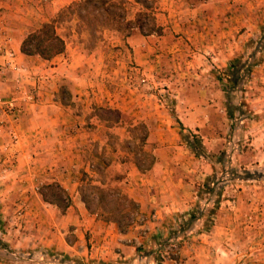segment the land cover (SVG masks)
I'll use <instances>...</instances> for the list:
<instances>
[{"label":"crops","instance_id":"crops-1","mask_svg":"<svg viewBox=\"0 0 264 264\" xmlns=\"http://www.w3.org/2000/svg\"><path fill=\"white\" fill-rule=\"evenodd\" d=\"M73 1L0 0V67L11 59L10 52L20 66L0 73V120L16 134L12 137L4 126L0 133V212L8 220L4 237L12 249L44 247L87 261L120 258L127 264L128 257L137 256L138 246L168 236L180 218L189 217L199 202V182L212 172L208 163L200 178L191 165L199 163V156L181 139L183 133L210 130L216 140L236 148L235 154H244L248 146L254 161L247 167L264 165V60L250 67L243 60L230 80L220 79L224 68H230L260 31L264 0H156L162 35L121 37L105 29L110 40L94 48L72 39L52 59L23 53L27 33L57 20ZM72 20L79 22L77 17ZM189 51L192 58L210 57L205 62L209 72L203 74L198 63V70L190 73L188 64L183 92L175 95L181 103L168 106L162 90L156 91L158 85L165 89L167 84L156 74L165 67V55L174 59ZM111 78L118 80L114 91L108 87ZM18 81L30 90L32 99L17 90ZM231 83L238 85L249 116L228 115L224 88ZM63 86L69 88L71 101L60 96ZM146 88L155 90L146 93ZM145 98H151L147 111ZM103 107L117 110L119 120L108 122L97 111ZM209 109L228 117L222 131L215 122L202 120ZM157 114L160 119L151 126ZM139 123L147 127L148 143L158 141L153 149L156 159L144 170L131 149L117 151L110 140L115 133L119 140L129 141ZM105 162L109 163L103 176L99 168ZM114 164H129L130 169L115 178L108 174ZM83 174L86 181L120 187L138 203L137 220L129 231L120 232L116 223L87 209L80 193ZM54 181L72 198L65 213L41 196L40 188ZM214 219L210 231L192 232L162 264H234L240 255L238 264H264L263 183L228 186Z\"/></svg>","mask_w":264,"mask_h":264},{"label":"trees","instance_id":"trees-1","mask_svg":"<svg viewBox=\"0 0 264 264\" xmlns=\"http://www.w3.org/2000/svg\"><path fill=\"white\" fill-rule=\"evenodd\" d=\"M135 9V10H134ZM135 11L134 16L129 14V11ZM157 5L156 0H76L63 9L59 15H71L77 17L79 22L86 26V29L91 30V33L96 36V33L103 35L105 29L114 30L117 33H124V37L134 34L142 35H162L164 28L157 21ZM59 20L45 22L41 27L27 33L23 39L21 50L27 55H38L44 59H52L56 55L62 53L66 49V39L58 31ZM82 26V25H81ZM243 60L249 61V67L256 65L264 60V20L261 24L260 31L255 34L246 44L245 50L231 62L230 68H224L223 77L232 78V74L238 63ZM248 67V68H249ZM238 85L230 84L224 88L227 98L228 115L233 119H238L242 116H249L250 111L245 102L240 97V100L235 99L237 92L240 90ZM236 92V94H234ZM60 96L65 101H71V94L67 86H63L60 91ZM108 122L116 123L120 116L115 109L101 108L97 110ZM115 112L117 117L115 120L105 112ZM175 111L173 110V113ZM143 126L146 127L144 123ZM140 123L135 126L132 132L139 129ZM147 130V128H146ZM191 135V137H190ZM148 137V132L145 133L144 139ZM184 139L189 147L200 158H204L212 165V173L206 177L203 183L198 188L199 202L190 213L188 218H180L176 226L172 230L171 240L180 241L185 239L192 232L209 231L215 223V215L223 200L225 189L237 182L252 183L258 182L264 184V171L257 166L238 167L237 162L232 157L234 147L228 148L216 154L210 151L199 140V136L195 134H184ZM113 137V134H111ZM129 143V142H127ZM141 151L135 150V158L141 170L152 165L155 156L149 165H144L138 157ZM106 158V157H105ZM106 161V160H105ZM99 168V173L104 176L109 162ZM255 165V164H254ZM255 167V168H254ZM253 168L260 173L259 177L255 175ZM246 176L245 180H240V175ZM257 174V172H256ZM115 177V178H120ZM250 178V179H249ZM253 178V180L251 179ZM85 180L80 186V193L83 202L91 213H97L100 218L105 221H112L117 224L118 230L122 233L129 231L135 223V218L139 208L138 203L129 198L120 187H110L109 184H95L91 181H86V174H83ZM252 180V181H251ZM106 181V179H105ZM40 193L43 199L49 203L57 205L62 213H65L72 203V198L69 192L59 183L51 182L43 185L40 188ZM0 245L10 247L9 243L0 238ZM139 251L140 248L138 247ZM23 257L25 254L41 253L45 257V261L54 264H123V261H111L105 263L104 260L89 259L87 262L79 256H70L64 252H51L44 247H39L27 252L26 250H17ZM142 253H138L141 255Z\"/></svg>","mask_w":264,"mask_h":264},{"label":"rangeland","instance_id":"rangeland-1","mask_svg":"<svg viewBox=\"0 0 264 264\" xmlns=\"http://www.w3.org/2000/svg\"><path fill=\"white\" fill-rule=\"evenodd\" d=\"M134 10L129 11V14L131 16H134V13H135ZM72 17H74V16H71V15L60 16L59 14L57 15V20L60 21L59 25L61 26V33L65 36L66 42L71 41L72 39L74 41H83V42H85V45L88 48H94L95 44L100 43V41L104 42V44H105L110 40L109 39V36H110L109 31H107L105 36H104V34L101 36L99 33H96V36H94L91 33V30L86 29V26H84L80 22L72 20ZM73 33H75V34H73ZM77 33H80V35H77ZM82 34L84 37H81ZM118 34H119L118 36H120V34H121V37H122L124 33H118ZM105 37H107L106 41H105ZM196 51L198 52V50H196ZM189 54H190V51H189V53L184 52L182 56L176 57L174 59H171L170 54L165 55L163 57V60H162V63L165 67L163 70L158 71V73L156 74V76L159 79H161L162 82H164V83L166 82L165 84H167L166 85L167 87H165V89H164L163 85H158V88L156 87V91L159 92L158 90H162L161 94L164 97V99H167V101H168L167 105L168 106L172 103H174L175 105L181 103L180 99L176 98L175 95H176L177 91L183 92V89H181V84H183L182 80H184V78L186 76L185 71H186V66L188 64H191V68H190L191 72L190 73H193L194 70H195V72L198 70V68H199L198 63L202 64V65H200L201 66L200 68L203 70V74H207L209 72V71H207L208 66L206 65V63L208 62V59L210 60V57L205 56L207 58L201 57L199 59V57L198 58H192V56ZM193 60H195V62ZM193 68H194V70H193ZM116 81H118V80H116V78L115 79L111 78L109 80V83H108L109 84L108 87H110V89L113 91L116 90V88H117ZM199 85L204 86L205 84L201 83ZM154 90H155V88H150V89L146 88L145 89L146 93L153 92ZM157 92H156V94H157ZM239 96H241L240 90L237 92L235 99L240 100ZM215 101H217V99ZM2 102H3V99L2 100L0 99V103H2ZM159 103L160 102L157 100V98H155V105H158ZM144 104H145L144 109H145V111H147V107L151 105V98H149L147 100L145 98ZM148 104H150V105H148ZM204 106H207L206 101H205ZM216 106H218V105H216ZM155 108H158V107L155 106ZM168 109H170V108H168ZM207 112H208V114L207 115L205 114V116L202 117V120H206L207 124H211L212 122H215V124H217V126L220 128L221 131L223 130V128H225V126H227L229 121H228V117L224 113L219 114V112H217L216 114H213L210 109ZM105 113L107 115L111 116L114 120L117 117V115L115 114L114 111L109 112V113L105 112ZM159 119H160V116H158V114H157L156 117L153 118V121L151 122V126L155 127ZM140 124L141 125H139V129H137L134 132H131V138L129 139V141L128 140L127 141L119 140L115 133H112L113 137H111L110 140L112 142V146H114L115 150H117V151L121 150V151L127 152L131 149V151H133V152H131V154L133 156H135L134 155L135 150L141 151V154H139L138 157L142 160L143 164L147 166L151 162L152 156H154L153 149L158 147V141L148 143L147 142L148 137L146 136V138L144 139L145 133L148 132L146 130L147 127L143 126L142 123H140ZM3 126H4V128H6V131H8V133L12 137H15L10 132V130H13L14 128L12 126L5 125L3 120H0V127H1L0 133L5 131L3 129ZM195 135H199V140H201V142L210 151H213L216 154H221V152H223L224 150H226L228 148L225 145L226 142L222 141L220 138H219L220 140H216L210 130L205 131L204 133H200V132H199V134L195 133ZM181 137H182L181 139L185 140L184 136L181 135ZM190 137H191V135H190ZM204 141H206V142H204ZM127 142H129V143H127ZM246 148H248V149H246ZM233 149H234V152L232 154V157L235 160L237 159L236 162H237L238 167H247V165H249L250 162L254 161V159L252 158L251 153H250V148L248 146L245 147L246 152L244 154H243V152L242 153L240 152L243 156H240V153L235 154L236 148H233ZM242 149H243V147H242ZM248 150H249V152H248ZM208 163L209 162L206 161L204 158L199 157V163H195V164H191V165L199 171L200 178H202L203 175L201 174V172L202 173L206 172L205 167H207ZM253 166H255V165H253ZM254 168H253L252 172H254L255 175H257V177H259L258 171H256L257 168L256 169H254ZM129 169H130L129 164H121V165L120 164H114L112 167L109 168L108 174H110V176H113V177H119L122 175L120 172H123V171L126 172V171H129ZM259 169L264 171V165ZM256 172H257V174H256ZM210 174H208V175H210ZM208 175H206V177ZM206 177H205V179H206ZM239 178H240V180H245L246 176L241 174ZM251 179L253 180V178H251ZM204 180L199 182V185L201 183H203ZM238 183L239 182L234 183L232 185H235ZM136 220H137V215H136L135 221ZM5 222H6V224H5ZM7 224H8V220L5 219V221H4V219H2V214L0 212V238H3L4 240H6L4 237V231H5L4 227ZM173 229L174 228H172L170 230V234L168 236H164V235L159 236L158 239L156 238V240L154 242L152 240L151 242L148 243L149 245L144 246V247L142 245H140L141 246L140 250L139 251L137 250V252H136L137 256L128 257L127 264H162V261H164V257H169V256L173 255V253L177 252L176 249H175L176 251H174L171 248H169L168 246L170 244H177V246L180 249L181 246L183 245V242L189 236L188 235L185 239L180 240V241L171 240L170 237H171V233H172ZM200 232H203V231H200ZM237 245L239 247L238 249L241 251V249H242L241 244H237ZM7 250H9L11 254ZM17 250L18 249H14V248L12 249L10 247H4V246L0 245V264H54L52 262L45 261V259H44L45 257H42L40 252L36 253V254H25L22 257L17 252ZM24 250H26L27 252H30V250H34V249L28 248V249H24ZM138 253H142V254L138 255ZM139 256H140V258H138ZM142 256H143V258H142ZM240 256H242V255H240ZM240 256L236 257V259L234 260L235 261L234 264L240 263L239 259L242 258V257L240 258ZM79 257H81V256L79 255ZM111 261H124V259L118 258V259H111V260H107V261L104 260L105 263H108ZM86 262H87V260H86Z\"/></svg>","mask_w":264,"mask_h":264},{"label":"built area","instance_id":"built-area-1","mask_svg":"<svg viewBox=\"0 0 264 264\" xmlns=\"http://www.w3.org/2000/svg\"><path fill=\"white\" fill-rule=\"evenodd\" d=\"M9 55H10V58H11V59L6 63L5 66L0 67V73L3 72V70H4L5 68L10 67V66H11L12 68H14V69H19V68H20V66L17 65V64L15 63V61H14V53H13V52H10ZM17 90L24 94L25 99H26V98H28V99H32V98H33L32 93L30 92V90H28L26 87L24 88L23 84H22L21 82H19V81H18ZM5 103H6V102H5ZM10 108L12 109V112H15L16 109H17L16 106H12V107L10 106ZM0 129H1V127H0ZM10 132L16 137V134H15V132H14L13 130H10ZM142 219H143V218H142ZM168 247L171 248V249L174 250V251H176V250L178 251V250H179V247L177 246V244H170ZM175 249H176V250H175Z\"/></svg>","mask_w":264,"mask_h":264},{"label":"water","instance_id":"water-1","mask_svg":"<svg viewBox=\"0 0 264 264\" xmlns=\"http://www.w3.org/2000/svg\"><path fill=\"white\" fill-rule=\"evenodd\" d=\"M260 175V173H258Z\"/></svg>","mask_w":264,"mask_h":264}]
</instances>
